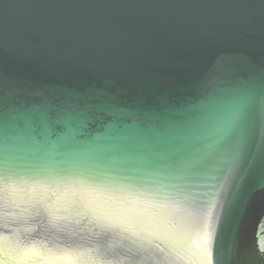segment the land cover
<instances>
[{"label":"water","instance_id":"1","mask_svg":"<svg viewBox=\"0 0 264 264\" xmlns=\"http://www.w3.org/2000/svg\"><path fill=\"white\" fill-rule=\"evenodd\" d=\"M0 264H264V0H0Z\"/></svg>","mask_w":264,"mask_h":264}]
</instances>
